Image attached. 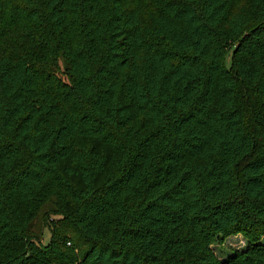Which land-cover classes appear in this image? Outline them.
<instances>
[{
    "label": "trees",
    "instance_id": "16d2710c",
    "mask_svg": "<svg viewBox=\"0 0 264 264\" xmlns=\"http://www.w3.org/2000/svg\"><path fill=\"white\" fill-rule=\"evenodd\" d=\"M263 238L264 0H0V264Z\"/></svg>",
    "mask_w": 264,
    "mask_h": 264
},
{
    "label": "rangeland",
    "instance_id": "374dc122",
    "mask_svg": "<svg viewBox=\"0 0 264 264\" xmlns=\"http://www.w3.org/2000/svg\"><path fill=\"white\" fill-rule=\"evenodd\" d=\"M45 243L50 242V231H45L44 237ZM264 243V238L262 239ZM248 245L247 238L242 234H233L228 239L224 241V243L216 242L212 247L214 252L218 254L221 260H225L232 256L233 252L230 250L237 249V250H244Z\"/></svg>",
    "mask_w": 264,
    "mask_h": 264
}]
</instances>
